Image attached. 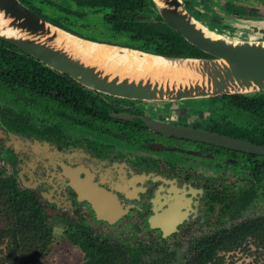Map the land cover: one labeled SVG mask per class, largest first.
Here are the masks:
<instances>
[{
  "label": "flooded vegetation",
  "instance_id": "flooded-vegetation-1",
  "mask_svg": "<svg viewBox=\"0 0 264 264\" xmlns=\"http://www.w3.org/2000/svg\"><path fill=\"white\" fill-rule=\"evenodd\" d=\"M22 1L78 35L113 43L126 40L107 21L105 6L88 0ZM185 1L190 8L202 5L217 20L225 15L257 14L241 0ZM228 1L236 10L228 11ZM95 13L101 14V27L109 28V37H103L104 29L95 26ZM93 94L97 98L92 112L96 106L101 118L92 115L84 121L79 117L70 120L68 115H36L31 96L4 90L0 85V166H9L20 185L35 190L43 203L67 209L72 216L93 214L97 218L90 201L80 196L95 198L99 187V197L105 198L102 195L109 192L119 199L124 212L116 221L132 217L138 226L137 220L143 219L140 225L145 233L146 224L149 232L165 237L194 232L211 220L218 223L231 218L264 190V172L255 167L264 154L182 137L157 130L147 122L203 128L239 138L217 130L230 119L216 103L201 100L198 105L185 104L197 115L200 107L211 109L207 116L192 112L195 116L190 118L179 111V102H148L97 90ZM179 112L182 115L176 116ZM70 125L74 128L68 131ZM230 176V180L225 179ZM116 209L113 203L101 213H115ZM246 220L211 234L232 233Z\"/></svg>",
  "mask_w": 264,
  "mask_h": 264
},
{
  "label": "trees",
  "instance_id": "trees-1",
  "mask_svg": "<svg viewBox=\"0 0 264 264\" xmlns=\"http://www.w3.org/2000/svg\"><path fill=\"white\" fill-rule=\"evenodd\" d=\"M87 2L107 8V21L126 37V40L115 43L166 55L209 56L171 27L147 0ZM226 8L230 12L236 10L229 1ZM237 11L240 12V9ZM0 85H3L4 90H15L27 97L31 96L36 115H68L70 120H77L79 117L83 121L92 115L101 118V112H97L96 106L92 112V105H96L97 98L93 94L95 90L82 85L69 74L48 66L1 37ZM18 99L22 98L19 96ZM208 99L216 103L218 109L230 119L222 123L221 128L219 124L218 131L264 143V91L225 94ZM257 163L258 166L255 167L264 172V156H259ZM39 197L35 190L22 187L17 175L0 176L1 211L9 227L0 233L9 235L15 242L13 253L25 243L38 241L34 259L39 257L40 252L50 249L53 240V226ZM67 222L71 240L84 253L82 264L137 263L136 255L126 244L101 239L84 222L76 229L72 226L73 219H67ZM263 223V219L251 218L235 227L232 233H216L201 238L195 244L187 264H221L223 257L219 255L220 249L242 240L250 232L263 229Z\"/></svg>",
  "mask_w": 264,
  "mask_h": 264
},
{
  "label": "water",
  "instance_id": "water-1",
  "mask_svg": "<svg viewBox=\"0 0 264 264\" xmlns=\"http://www.w3.org/2000/svg\"><path fill=\"white\" fill-rule=\"evenodd\" d=\"M161 17L190 43L209 56L166 55L123 44L87 38L71 32L40 15L22 0H0V37L35 56L48 66L69 74L82 85L109 95L148 102H178L188 99L264 91V37L237 39L213 28L198 19L183 0H166L165 6L158 0H147ZM163 1V0H161ZM206 29L218 36L206 34ZM64 33L81 42L105 43L121 49H133L140 54H152L175 62H187L196 76L183 79L159 77L150 73L120 74L105 67L87 62L75 54L66 43L59 41ZM72 46L71 44H69ZM122 52V51H120ZM198 68V70H197ZM193 69V67H192ZM129 117L128 114H121ZM153 128L182 137L203 140L224 147L264 154V145L224 135L216 131L190 126L154 124ZM77 188V185L72 182ZM79 190V188H77ZM80 191V190H79ZM100 189L96 193L99 195ZM82 194V193H81ZM119 211L107 217L101 214L106 208L103 201L83 195L97 211V218L114 222L124 212L115 194L106 192ZM104 199V197H100ZM169 231L165 232L167 235Z\"/></svg>",
  "mask_w": 264,
  "mask_h": 264
},
{
  "label": "rangeland",
  "instance_id": "rangeland-1",
  "mask_svg": "<svg viewBox=\"0 0 264 264\" xmlns=\"http://www.w3.org/2000/svg\"><path fill=\"white\" fill-rule=\"evenodd\" d=\"M189 10L213 28L220 29L221 32L237 39L244 38H262L264 37V0H241L248 7L255 8L257 14H247L243 16L225 15L219 20L215 19V15L203 10L202 5L190 8L185 0H183ZM214 16V17H212ZM95 26L104 29L105 33L101 31L103 37H109L107 32L109 29L102 25L101 14H94ZM100 35V33H98ZM117 38V37H115ZM121 38V37H120ZM209 100L208 98L188 99L179 102V111L182 114L188 113L191 118L197 115L195 112L186 109L184 106L196 104L198 101ZM199 108V107H198ZM199 117L207 116L211 113V109L200 107ZM184 112V113H183ZM177 114L176 116L182 115ZM186 115V114H185ZM41 120L42 118L36 117ZM68 131H71L69 126ZM73 133V132H71ZM13 175L9 166H0V176ZM230 180V177L225 178ZM42 202V201H41ZM44 210L48 214V219L53 226V240L50 244V249L40 252L37 259L35 258V251L38 248V241H30V243L23 244L16 253H13L15 242L9 235H1L0 233V264H82L84 260V253L82 249L74 243L69 236V225L67 219H73V228H78L81 222L90 225L94 232L99 234L103 240L120 241L126 244L136 255V264H187L189 257L192 254L195 244L203 237L210 235L219 228L230 227L238 224L243 220L263 219L264 220V190H259L258 196L245 205L242 210L238 211L235 216L227 218L226 220L215 223L211 220L204 228H198L194 232L182 231L177 234L160 236L149 232L148 225L145 224V231L140 223L142 220L123 218L116 222H107L94 218L93 214L84 217L72 216L67 209L51 207L43 203ZM2 206L0 205V231L7 229V220L3 214ZM256 224V223H255ZM264 224V223H263ZM139 227V228H138ZM72 228V229H73ZM254 232V231H253ZM250 232L245 238L229 247H224L219 250V255L223 257L221 264H264V228L256 230L254 233Z\"/></svg>",
  "mask_w": 264,
  "mask_h": 264
},
{
  "label": "bare ground",
  "instance_id": "bare-ground-1",
  "mask_svg": "<svg viewBox=\"0 0 264 264\" xmlns=\"http://www.w3.org/2000/svg\"><path fill=\"white\" fill-rule=\"evenodd\" d=\"M165 1L166 0H158V2H160V4L163 6H165ZM205 31L207 35L218 36L217 33L208 29ZM58 39L60 42L62 40H67L69 44L72 45L70 46L68 43H66L67 46H69V48H71L75 54L81 56L87 62L95 63L105 67L109 72L132 75H137L139 73H150L159 77L171 76L178 79L186 78V80L196 76V71L194 70L195 66H192L190 64L191 62H175L160 56L146 53L140 54V52L133 49H121L118 46H112L105 43L81 42L78 39L72 38L64 33H60ZM89 191H92L90 187ZM95 198H97L100 202L103 201L104 205H106L108 208L113 206V203L107 197H105L103 200L99 196ZM118 211L119 209L117 206L115 213ZM101 214L103 215L104 213ZM113 214L114 212L108 211L104 215L109 217Z\"/></svg>",
  "mask_w": 264,
  "mask_h": 264
}]
</instances>
